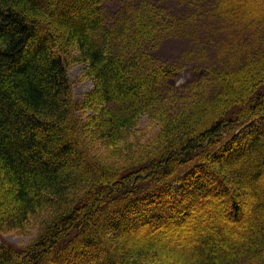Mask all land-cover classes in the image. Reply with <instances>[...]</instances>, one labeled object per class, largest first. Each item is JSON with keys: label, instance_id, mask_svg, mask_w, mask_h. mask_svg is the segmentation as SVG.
<instances>
[{"label": "trees", "instance_id": "trees-1", "mask_svg": "<svg viewBox=\"0 0 264 264\" xmlns=\"http://www.w3.org/2000/svg\"><path fill=\"white\" fill-rule=\"evenodd\" d=\"M102 1L0 0V232L37 231L2 245L0 264H177L148 239L180 241L203 216L222 223L204 220L180 258L264 264V55L216 73V92L207 77L158 89L179 71L151 53L159 15L141 6L107 26ZM259 4L215 10L264 23ZM74 63L93 78L82 99ZM142 114L157 124L144 139Z\"/></svg>", "mask_w": 264, "mask_h": 264}, {"label": "rangeland", "instance_id": "rangeland-1", "mask_svg": "<svg viewBox=\"0 0 264 264\" xmlns=\"http://www.w3.org/2000/svg\"><path fill=\"white\" fill-rule=\"evenodd\" d=\"M252 4L258 5L259 0H252ZM141 6L148 8L153 15H159L156 19L164 24H159L157 28L151 43V53L161 62L179 68L177 74L169 81L159 83L158 89L169 83L170 86H179L183 91L186 87L196 84L200 77H207L209 91L216 92V73L236 69L264 55V23L258 19L245 23L223 18L215 10L217 0H103L101 7L104 22L107 26L121 25L124 18L127 19L131 12ZM144 72L143 69L134 71L140 75ZM69 73L75 97L82 99L93 88V78L86 74L83 63L71 64ZM90 113V110H86L83 116L86 117ZM261 124V119L252 120L236 129L235 136L239 139L250 138L252 132ZM155 131L156 121L148 114H142L137 120L136 137L144 139ZM202 219L198 228H195L199 229V232L194 229L183 230L184 237H181L180 241L174 236L164 237L163 242H171L166 247L162 248L164 245L160 239L157 241L151 237L148 240L157 243L160 252L166 254L169 261L188 264V261L179 257L178 251L193 246L196 242L195 235H199L197 233L205 235L204 232L210 230L204 226V220L211 223L210 227L217 225L219 221H212L213 217L210 216H203ZM36 234V228L32 224L26 229L0 232V247L5 244L24 246ZM185 236L189 237L190 243L182 246Z\"/></svg>", "mask_w": 264, "mask_h": 264}]
</instances>
